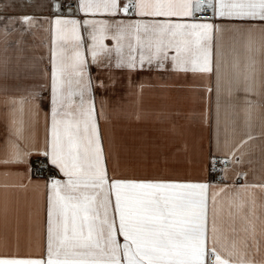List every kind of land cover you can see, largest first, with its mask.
I'll list each match as a JSON object with an SVG mask.
<instances>
[{
    "label": "snow or ice",
    "instance_id": "obj_1",
    "mask_svg": "<svg viewBox=\"0 0 264 264\" xmlns=\"http://www.w3.org/2000/svg\"><path fill=\"white\" fill-rule=\"evenodd\" d=\"M49 7L54 15L50 129L41 143L17 118V100L5 99L7 126L0 139V176L26 175L11 169L26 166L31 172L36 157L41 167L51 166L64 179L50 175L45 185L49 189L46 251L21 255L17 236L16 252L0 251V264H264V218L256 213V193L249 191L259 188L264 196V183L221 187L197 181L125 178L116 175L118 161L109 175L112 157L105 152L95 104V93L109 87L106 80L112 81L113 68L127 69L129 77L145 65L201 77L214 72L217 127L223 110L242 144L254 139L257 126L264 141V0H50ZM209 12L213 19L244 22L243 28L236 29L247 37L242 70L235 48L230 53L234 71L224 70L228 61L221 25L197 19ZM81 14L108 19L76 18ZM0 20L5 22L7 37L16 20L7 16ZM19 20L29 26L33 22L30 16ZM109 38L115 41L113 47L104 42ZM29 97L20 103H30L33 115H38L40 94L33 91ZM99 115L103 118V107ZM45 117L47 123V113ZM223 147L226 155H236L227 139ZM209 164L214 170L215 160ZM221 194L224 199L218 202ZM0 212L4 228L0 249H6L7 203ZM237 221L243 232L239 238ZM225 224L233 233L230 243Z\"/></svg>",
    "mask_w": 264,
    "mask_h": 264
},
{
    "label": "crops",
    "instance_id": "obj_2",
    "mask_svg": "<svg viewBox=\"0 0 264 264\" xmlns=\"http://www.w3.org/2000/svg\"><path fill=\"white\" fill-rule=\"evenodd\" d=\"M49 4L50 0H0V17L7 16L16 20L8 29L7 37L3 32L5 22L0 20V139L6 134L3 101L7 98L17 100V118L24 121L27 132L38 141L42 143L46 131L50 129L51 21L54 15ZM22 16L33 18L31 26L19 20ZM76 18L108 19L101 15L83 17L82 14ZM118 18L139 19L123 16ZM197 19L221 25L228 61L224 70L234 71L230 55L233 48L240 53L242 70L247 37L236 29L243 28L244 22L229 18ZM13 28L19 31H13ZM81 33L87 40V33L83 28ZM104 42L109 47L115 44L110 38ZM215 45L214 33V68ZM112 55L114 60L115 52ZM88 59H91L90 54ZM90 71L93 76L96 75L95 66ZM111 75L112 81L106 80L109 87L95 93L97 120L104 137L105 152L112 157L108 161L109 175H112L118 161L116 175L125 178L197 181L221 187L224 184L231 187L233 184L239 186L264 183V141L259 135V127L253 129L254 139L243 144L240 138L234 137L223 110L217 127L214 72L201 77L200 74L191 72L156 69L154 66L149 68L145 65L144 69L133 72L131 77L127 69L113 68ZM208 88L212 91H207ZM33 91L39 92L41 97L38 115H33L35 109L30 103H20L22 99H30L29 93ZM101 107L103 118L99 115ZM242 120L241 116V123ZM226 139L234 145L235 156L225 154L223 146ZM242 139L247 140V137ZM242 152L244 155L241 158ZM212 156L223 157L229 162L219 183L210 180L209 162ZM39 159L44 160L43 157ZM32 160H36V157ZM48 167L52 169L51 166ZM52 170L57 178L64 179L58 170ZM11 171L26 175L0 176V210L6 203L10 209L7 232L9 247L0 251L5 254L16 252L19 236V253L36 256L46 251L49 189L45 185L48 180L34 175L32 171L28 172L26 166L14 167ZM249 191L256 193V213L264 218V207H261L264 196L259 188H250ZM243 194L241 190L242 197ZM223 199L224 194H221L218 202ZM41 208L42 212L38 211ZM209 210L211 218V202ZM223 219L227 221L226 211ZM257 224L259 226V221ZM236 228V237H242L239 221ZM3 231V215L0 212V234ZM225 235L230 243L233 233L228 231L227 224ZM120 239L122 242V237Z\"/></svg>",
    "mask_w": 264,
    "mask_h": 264
},
{
    "label": "built area",
    "instance_id": "obj_3",
    "mask_svg": "<svg viewBox=\"0 0 264 264\" xmlns=\"http://www.w3.org/2000/svg\"><path fill=\"white\" fill-rule=\"evenodd\" d=\"M197 18L210 19L212 18L211 13H202ZM42 160V159H40ZM215 160V169L210 168L209 164V176L210 180L214 183H219L222 181V176L225 169L228 167L229 162L227 159L219 156H213L210 161ZM221 161H227L226 163H221ZM32 173L36 176L44 177L49 180L50 175H55V172L49 167H41L37 160H33Z\"/></svg>",
    "mask_w": 264,
    "mask_h": 264
},
{
    "label": "rangeland",
    "instance_id": "obj_4",
    "mask_svg": "<svg viewBox=\"0 0 264 264\" xmlns=\"http://www.w3.org/2000/svg\"><path fill=\"white\" fill-rule=\"evenodd\" d=\"M203 19H204V18H203ZM210 19H211V18H210ZM212 157H213V156H212ZM212 157H211V158H212ZM210 160H211V159H210Z\"/></svg>",
    "mask_w": 264,
    "mask_h": 264
}]
</instances>
